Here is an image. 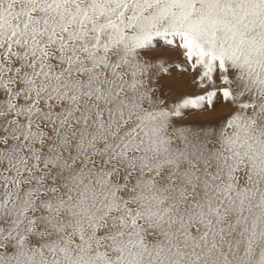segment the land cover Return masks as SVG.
Here are the masks:
<instances>
[{"label":"snow or ice","instance_id":"snow-or-ice-1","mask_svg":"<svg viewBox=\"0 0 264 264\" xmlns=\"http://www.w3.org/2000/svg\"><path fill=\"white\" fill-rule=\"evenodd\" d=\"M0 264H264V0H0Z\"/></svg>","mask_w":264,"mask_h":264}]
</instances>
